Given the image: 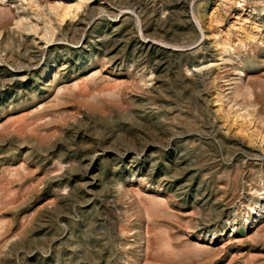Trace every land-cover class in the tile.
<instances>
[{"label":"rangeland","instance_id":"rangeland-1","mask_svg":"<svg viewBox=\"0 0 264 264\" xmlns=\"http://www.w3.org/2000/svg\"><path fill=\"white\" fill-rule=\"evenodd\" d=\"M0 264H264V0H0Z\"/></svg>","mask_w":264,"mask_h":264}]
</instances>
